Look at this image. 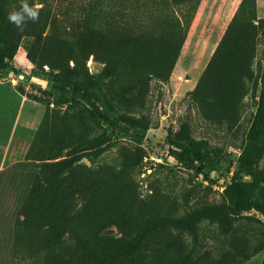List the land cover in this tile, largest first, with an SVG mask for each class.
I'll use <instances>...</instances> for the list:
<instances>
[{
  "label": "rangeland",
  "instance_id": "374dc122",
  "mask_svg": "<svg viewBox=\"0 0 264 264\" xmlns=\"http://www.w3.org/2000/svg\"><path fill=\"white\" fill-rule=\"evenodd\" d=\"M8 2L0 264H264L255 212L164 223L224 204L233 175L264 185V125L256 164L239 161L264 92V0H199L180 14L154 0H27L39 19L21 27L7 18L21 0ZM89 80L128 134L72 90ZM181 136L215 157V184L169 154Z\"/></svg>",
  "mask_w": 264,
  "mask_h": 264
},
{
  "label": "trees",
  "instance_id": "16d2710c",
  "mask_svg": "<svg viewBox=\"0 0 264 264\" xmlns=\"http://www.w3.org/2000/svg\"><path fill=\"white\" fill-rule=\"evenodd\" d=\"M165 3V7L172 6L180 10L188 4L198 3L199 0H154V2ZM3 6L6 10L10 8L8 0H2ZM192 5V6H193ZM173 15L174 27H181L180 19ZM193 10V7L190 11ZM189 20V17L187 21ZM186 21V22H187ZM184 38H180L181 40ZM13 61V55L5 48L0 46V70L6 68ZM77 62V60L75 59ZM72 90L80 94L89 102L90 111L93 116L99 119L100 122L106 123L110 127L111 132H119L128 134L129 127L118 124L108 114L105 102L101 96L95 91V82L89 80L86 84L75 82L72 85ZM264 125V92L260 93V100L258 109L254 116L248 135L249 141L243 152L239 157L242 165L249 168L253 167L261 153V146L259 139L258 128ZM168 152L173 158L178 161L184 168L190 170L194 175H202L210 184H215L216 180L211 179L207 175L216 159L208 151L201 149L195 143L186 141L184 136L178 138H169L167 142ZM250 180H244L242 177L233 175L230 177L228 183L223 187L222 195L225 199L224 204L220 205H205L185 216L178 218H168L164 223L175 227L194 228L195 225L203 220L217 221L222 223H229L235 216L245 212H255L264 216V185L261 180L254 174H250ZM132 246V244H131Z\"/></svg>",
  "mask_w": 264,
  "mask_h": 264
},
{
  "label": "clouds",
  "instance_id": "9594fccd",
  "mask_svg": "<svg viewBox=\"0 0 264 264\" xmlns=\"http://www.w3.org/2000/svg\"><path fill=\"white\" fill-rule=\"evenodd\" d=\"M39 7H41V5L32 7L29 6L27 0H21L20 9L16 10L13 8V10L8 13V21L17 27H21L28 20L36 22L39 19Z\"/></svg>",
  "mask_w": 264,
  "mask_h": 264
}]
</instances>
